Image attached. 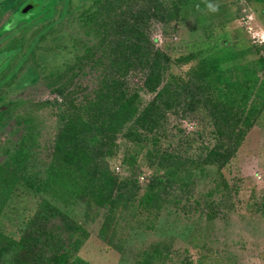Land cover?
Here are the masks:
<instances>
[{"label":"rangeland","instance_id":"rangeland-1","mask_svg":"<svg viewBox=\"0 0 264 264\" xmlns=\"http://www.w3.org/2000/svg\"><path fill=\"white\" fill-rule=\"evenodd\" d=\"M94 1L59 0L53 22L60 20L66 7L64 19L36 45L35 38L49 24L43 15L0 34V51L19 49L4 73L17 69L15 81L0 86V141L4 143L0 166L17 150L22 135L39 132L20 179L0 177V232L19 242L47 201L76 223L81 244L74 257L89 264H264V111L224 166L205 160L208 148L216 144L215 126L206 114L178 110L167 115L160 139L150 135L142 150L123 136L108 144H116L117 154L106 159L111 173V189L103 182L106 200L92 195L83 170L69 175V166L65 177H48L63 119L72 125L85 118L96 128L112 119L117 75L110 76L109 69L106 75L98 61L113 63V53L109 47L105 54L95 47L99 38L81 15ZM26 2L0 0V30ZM207 3L219 5V10L209 11ZM113 5L115 29L124 22L131 28L118 32L131 38L130 43L117 41L115 30L108 32L107 39L120 48L118 56L125 60L123 54L132 50L134 41L167 53L176 62L164 82L168 78L176 86L189 82L199 60L210 54L245 51L242 62L264 58V42L258 35L264 32V0H116ZM22 56L24 65L19 64ZM83 56L95 59L80 61ZM135 66L129 63V68ZM145 74L139 67L120 77L127 83L128 96L140 95V109L157 94L145 88ZM24 101L27 105H17ZM8 110L13 119L6 120L2 130ZM21 115L33 117L34 124L28 129L15 126ZM106 124L110 128V122ZM151 148L167 150L187 162L177 180L169 183L173 196L157 218L149 216L153 209L145 199L152 174L147 167ZM45 182L56 185L47 188ZM118 185L130 188L126 201H117L122 198Z\"/></svg>","mask_w":264,"mask_h":264},{"label":"trees","instance_id":"trees-1","mask_svg":"<svg viewBox=\"0 0 264 264\" xmlns=\"http://www.w3.org/2000/svg\"><path fill=\"white\" fill-rule=\"evenodd\" d=\"M31 1L39 6L27 14H23V7ZM58 1L28 0L19 10L17 17H12L4 24L0 34L11 31L15 27L21 28L23 23H29L35 17L43 15V20H49V24L35 38L33 44L36 45L46 38L49 30L64 19V15L68 11L66 7L62 10L60 20L53 22L58 11ZM114 1L116 0H95L92 6L81 14L85 16L84 23L90 26L92 32L99 38L95 47H98V50L103 54L106 53L104 50L109 47V53H113L110 57L113 63L105 65L101 60L98 61L99 67L106 75L108 69L110 76L115 73L117 75V79L114 80L113 96H111L112 119L109 118L108 121L101 122L103 125L97 129L85 118H80L79 123L72 121V125H67V121L62 117L61 122L64 123V127L58 137L53 161L47 174L49 178L54 177L52 176L54 174L63 178L67 172L66 167L72 168L71 173L68 170L69 175L75 174V170H83L81 173L88 178L87 180L92 185V195H102L105 200L108 195H105L103 182L106 183L108 189H111L108 179V175L111 173L106 159L117 154V151L113 149L116 144H108L114 143L119 136L137 143V146L142 150L145 142L150 140V135L158 140L166 131L163 128L169 112L180 110L185 113H193L200 111L205 113L215 126L216 144L212 148H208L205 160L210 164L224 166L236 153L253 126V121H256V118L264 111V58L242 62L241 59L246 56L245 51H231L222 55L210 54L199 60L197 67L192 70L194 77H190L189 82L181 85L179 83L176 86L175 80L168 78L165 83L166 73L176 62L167 53L154 49L152 46L146 48L140 42L134 41L131 44L132 50L123 54L126 56L124 60L118 56L120 48L117 49L114 43L107 39L111 36L108 32L112 34V31L115 30L117 41L126 39L124 42L130 43L131 40L127 35H118L119 31L124 34L131 29L127 22H124L118 31L114 27L112 16ZM51 20L52 22H50ZM18 50L0 51V86L9 85L15 81L17 69L7 76L4 73L10 67L12 60L16 58ZM32 50V48L29 49V51ZM23 57L19 64L24 65ZM89 57L91 60L95 59V57ZM89 57L83 56L79 60L83 61ZM129 63H135L136 66L129 68ZM139 67L142 68V71H146L145 88L150 92L156 91L157 93L155 98L143 109H140L139 106L140 95L132 93L130 94L132 96H128L127 83L120 80V77ZM60 74L62 73L54 76L55 80L60 77ZM163 83H165L163 87L156 90ZM49 84L52 85L51 82ZM19 103L17 105H27L28 101ZM7 114H9L7 119L3 117L2 130L6 127L5 121L13 119L9 110ZM107 122H110V128L104 126L107 125ZM14 123L15 126L28 129L34 124V119L30 115H21ZM38 134L33 130L28 136H21L17 150L3 166H0V177L6 174L15 180L20 179L29 166L32 147L38 144ZM111 134L116 137L113 136L109 140ZM3 144L0 141V147ZM147 152L149 161L147 167L151 169L152 174L148 177L145 199L153 209H149V216L153 215L154 218H157L173 196L170 186H168L169 183L177 180L178 174L182 167L187 166V162H183L184 160L179 155L167 150L151 148ZM128 159L130 160V156ZM131 159L134 160V157ZM25 178L27 177L25 176ZM44 185L50 188L56 184L45 182ZM117 187L121 191V195L118 196L122 197L117 201H126V195L130 188L119 185ZM58 218H63L65 222L56 224L55 220ZM77 229L78 227L72 219L44 201L40 211L33 220L31 219V223L29 222L27 231L19 242L0 232V264H89L79 257H74L81 244L78 241ZM148 264H152V261H148Z\"/></svg>","mask_w":264,"mask_h":264},{"label":"clouds","instance_id":"clouds-1","mask_svg":"<svg viewBox=\"0 0 264 264\" xmlns=\"http://www.w3.org/2000/svg\"><path fill=\"white\" fill-rule=\"evenodd\" d=\"M197 7H199V5H197ZM207 8L211 12H217L219 10V5L207 3ZM258 35L260 37L261 42H264V32H261Z\"/></svg>","mask_w":264,"mask_h":264},{"label":"water","instance_id":"water-1","mask_svg":"<svg viewBox=\"0 0 264 264\" xmlns=\"http://www.w3.org/2000/svg\"><path fill=\"white\" fill-rule=\"evenodd\" d=\"M39 1H41V0H39ZM38 6H39V4H35L34 1H31L26 6L23 7L22 13L27 14L29 11L33 10L35 7H38Z\"/></svg>","mask_w":264,"mask_h":264}]
</instances>
